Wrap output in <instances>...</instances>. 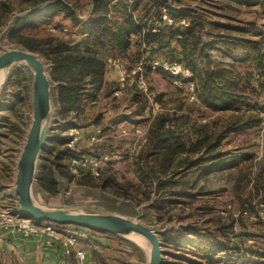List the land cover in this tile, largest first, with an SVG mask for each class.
Segmentation results:
<instances>
[{
    "label": "rangeland",
    "instance_id": "374dc122",
    "mask_svg": "<svg viewBox=\"0 0 264 264\" xmlns=\"http://www.w3.org/2000/svg\"><path fill=\"white\" fill-rule=\"evenodd\" d=\"M64 1L76 10L81 20L89 0ZM165 1L173 8L179 6V10L181 6L197 8L207 25L201 40L209 48V62L196 56L202 59L197 68L198 79L192 80V74L193 92L188 88V80L182 78L179 84H174L163 69L150 66L149 61L153 60L180 62V46L174 40L169 50L132 45L133 62L106 55L109 57L107 76H110L106 82L112 84L96 102H87L74 122L64 125L53 117L48 140L59 133L66 138V147L76 155L60 162L65 175L58 179L56 192H40L34 186V197L49 206H67L83 212H117L141 219L160 238L163 264H264V91L258 88V81H264V68L257 70L254 61L259 49L264 59V44L260 43L261 36L235 30L256 29L264 36V10L258 5H238L230 0ZM0 2L8 7L7 25L0 29V52L11 47L22 48L8 44L5 36L14 17H24L27 11L22 12V8H27L24 4L28 3ZM149 6L151 13L154 12L151 3ZM163 12L169 14L168 9L161 8V21ZM31 23L19 31L36 40L63 39L74 49L81 43L83 28L74 30L76 23L68 18L62 20V14L38 17ZM179 24L188 22L182 18ZM33 53L43 61L38 51ZM222 70L225 77L232 73L242 77L251 74L248 82L239 81L241 92L237 91L231 98L234 108L214 109L204 102L206 92L202 84L214 86L216 96L223 93L219 83L226 80H213ZM1 74L4 76L0 83V209H10L14 205L15 165L32 118V74L23 63L14 64ZM141 106L146 107L144 111ZM158 114L169 118L175 126L173 129L189 142L206 135L209 137L204 146L208 147L220 137L213 151L205 153L202 149L201 153L178 155L165 175L176 182L167 192L155 191L156 179L143 176L154 165L152 158L145 155L148 129ZM48 140L41 156L46 155ZM229 157L232 159L226 160ZM185 158L203 160L188 166ZM73 159L80 161L74 165L76 172L70 169ZM224 160L225 164L209 168L211 163ZM155 168L161 170L159 166ZM173 235L182 238L179 246L168 241ZM187 238V244L183 243ZM108 239L109 242L102 244L93 241L101 249L100 253L96 251L100 261L146 263L145 242Z\"/></svg>",
    "mask_w": 264,
    "mask_h": 264
},
{
    "label": "trees",
    "instance_id": "16d2710c",
    "mask_svg": "<svg viewBox=\"0 0 264 264\" xmlns=\"http://www.w3.org/2000/svg\"><path fill=\"white\" fill-rule=\"evenodd\" d=\"M20 2L28 3L24 4L27 8L21 7L22 12H27L24 17H14L9 24L10 31L5 36V41L31 52L38 51L42 57L47 65L48 76L52 85L54 120L57 123L62 122L65 125L68 122H74L82 113L87 102L97 101L99 95L104 93L105 88L112 84L105 80L108 58L124 57L133 62L135 59L130 56L132 45L138 48H148L149 50H152L153 46L169 50L171 48L170 42L174 40L180 46V63L191 70L194 75L192 80L198 79L197 68L201 59L206 58L209 62V48L201 40L207 25L203 19V14L197 8L181 7L180 10H175L165 0H131L130 10L139 9L142 12L138 19L131 12H127L128 4L126 0H116L111 6H109L110 0H94L92 10L88 16L87 34L82 38L81 43L77 44L78 46L76 45L77 49H74L63 39L47 37L36 40L19 31L21 27L31 26L33 24L31 22L38 17L50 18L58 14H62V20L68 18L77 25L80 20L77 17L76 10L70 4L64 0H20ZM230 2L246 6L258 5L264 10V0H230ZM150 3L151 8H154L152 13L149 10ZM161 8L168 9L169 16L174 22L172 25H166L165 21L160 20ZM7 9V5L0 2V29L7 25L8 18L5 16ZM182 18L187 20V25L179 24V20ZM218 26L232 30V27ZM235 30L244 35L252 32L255 36H261L260 43L264 44V36L256 29L251 31L236 28ZM255 54L257 56L254 60L256 68L257 70H263L264 59L261 50L259 49V52ZM197 55L202 58L197 59ZM146 69L151 71L150 67ZM211 74L208 73V77H212ZM249 77H251L250 73L245 77L235 73L225 77L223 70L218 71L213 80H226V82L219 83L223 93L219 92V96H216L214 86L209 87V85L202 84L201 88L206 92L204 102L208 107L214 109H218L220 106L224 109L234 108V101L231 98L236 95L237 91L241 92L238 83L239 81L248 82ZM258 88L264 91V81H258ZM214 99L216 103L212 102ZM145 108V106H141L140 109L144 111ZM64 125H61V127ZM173 127L175 126L172 121H169V118L163 114H158L153 118L148 129V153L145 157H151L154 165L148 173H143V176L151 177L150 180L156 179L155 191L164 190L163 192H167L169 187L175 186V180L173 181L170 177L165 178V175L167 170L175 164L178 155L201 153L202 149L207 153L218 147L220 137L206 147L204 144L209 136L203 135L189 142L186 137L181 135V132L176 131ZM48 144L50 145L49 148H46V155L41 156L38 163L35 188L40 192L52 194L57 190L58 179L65 175L62 172L60 162L75 156L76 153L66 147V138L59 133L53 135L48 140ZM228 159L232 158L229 157L226 160ZM201 160L203 158H185L184 161L188 166H195ZM226 160L215 161L209 165V168L220 166V163L225 164ZM155 166H159L161 170L157 171ZM104 184L101 185V188L104 187ZM87 231L88 237L91 233H99L126 242L109 233L89 229ZM168 238V241L177 245L182 241L180 236L173 235ZM188 240V238L183 240V243L186 242L185 244H187ZM70 252L72 264H74V253ZM92 256L98 264H108L105 259L100 261L96 252H93Z\"/></svg>",
    "mask_w": 264,
    "mask_h": 264
},
{
    "label": "water",
    "instance_id": "95a60500",
    "mask_svg": "<svg viewBox=\"0 0 264 264\" xmlns=\"http://www.w3.org/2000/svg\"><path fill=\"white\" fill-rule=\"evenodd\" d=\"M17 63H23L32 74V118L16 161L13 179L12 197L18 210L35 223L45 221L72 225L109 233L128 241L145 242L148 246L145 264H163L160 238L141 219L117 212H83L69 207L49 206L34 197L38 162L54 117L52 85L45 63L35 53L17 47L0 52V73Z\"/></svg>",
    "mask_w": 264,
    "mask_h": 264
},
{
    "label": "crops",
    "instance_id": "0c3cea01",
    "mask_svg": "<svg viewBox=\"0 0 264 264\" xmlns=\"http://www.w3.org/2000/svg\"><path fill=\"white\" fill-rule=\"evenodd\" d=\"M93 1L94 0L88 1L86 11L81 15L80 22L74 26V30L83 28L82 38L85 37L88 31V16L92 10ZM110 1L109 6L113 5L116 0ZM126 3L128 4V13L131 12L136 18L141 16L142 12L139 11V9L130 10L131 0H126ZM176 7H174L175 10ZM107 74L109 75V73L106 72L105 80H108L110 77L107 76ZM58 207L64 206L58 205ZM94 234L96 233L89 234L90 240L86 239L77 244V247L83 248L85 251V259L82 264H98L92 256V253L93 251L100 253L101 249H97V247L93 245V241L94 243L100 244H102L103 241L109 242L108 237L110 236L101 235V237H97V235ZM71 251L73 252V249ZM70 254L71 252H66L63 239L50 240L45 234L24 236L14 231L0 228V264H72ZM73 258L75 264V256Z\"/></svg>",
    "mask_w": 264,
    "mask_h": 264
},
{
    "label": "built area",
    "instance_id": "2783aa9c",
    "mask_svg": "<svg viewBox=\"0 0 264 264\" xmlns=\"http://www.w3.org/2000/svg\"><path fill=\"white\" fill-rule=\"evenodd\" d=\"M161 19L167 24H172L173 19L167 12L161 14ZM152 68L163 69L172 79L174 84H179L180 79L184 78L188 80V88L193 92L194 84L191 81V70L177 61H170L167 59L149 61ZM193 99V95L189 96ZM73 141L71 140L70 143ZM80 161L73 159L71 161V171L76 172L75 164H79ZM0 228L4 230L14 231L24 236L45 234L50 240L63 239L66 246V252H70L73 249V253L76 259L75 264H82L85 259V252L80 248H76L79 241L88 237V229L81 228L72 225L60 226L55 223L41 221L35 223L34 220L18 210L15 203L10 209H0Z\"/></svg>",
    "mask_w": 264,
    "mask_h": 264
},
{
    "label": "bare ground",
    "instance_id": "6f19581e",
    "mask_svg": "<svg viewBox=\"0 0 264 264\" xmlns=\"http://www.w3.org/2000/svg\"><path fill=\"white\" fill-rule=\"evenodd\" d=\"M3 76L4 75L0 73V83L2 82ZM136 240H138V239H136Z\"/></svg>",
    "mask_w": 264,
    "mask_h": 264
}]
</instances>
